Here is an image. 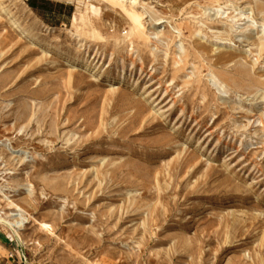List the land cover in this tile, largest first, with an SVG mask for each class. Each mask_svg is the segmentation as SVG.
<instances>
[{"label": "rangeland", "instance_id": "1", "mask_svg": "<svg viewBox=\"0 0 264 264\" xmlns=\"http://www.w3.org/2000/svg\"><path fill=\"white\" fill-rule=\"evenodd\" d=\"M36 2L0 0V264H264V0Z\"/></svg>", "mask_w": 264, "mask_h": 264}, {"label": "bare ground", "instance_id": "2", "mask_svg": "<svg viewBox=\"0 0 264 264\" xmlns=\"http://www.w3.org/2000/svg\"><path fill=\"white\" fill-rule=\"evenodd\" d=\"M107 3H109V4H112V5H123L124 4V2L125 1H127V0H105ZM130 7V6H129ZM131 8V7H130ZM132 11H134V9L132 10ZM259 12H261V13H264V9L262 8V9H260V11ZM242 15V14H241ZM75 21H76V19H75ZM158 22L160 21V20H157ZM162 21V20H161ZM164 21V20H163ZM157 22V23H158ZM204 25V24H203ZM226 33V32H225ZM138 36V35H137ZM156 36H160L161 37V39H163V40H165V35L164 34H162L161 32H158L157 34H156ZM220 40V39H219ZM224 40V39H223ZM223 40H221V41H223ZM165 46V45H164ZM219 49V48H218ZM225 59H227V60H231L232 59V57H227V58H225ZM88 61V60H87ZM76 62V61H75ZM240 88V87H239ZM244 88V87H243ZM244 90V89H243ZM264 101V97L261 99V101ZM9 206H10V208L11 209H15L17 212H22V210H21V208L20 207H18L17 205H15L14 203H12V202H10V204H9ZM16 216H19V215H12V217H16ZM0 223H2L3 225H6L7 227H9L16 235H18V229H17V227H19L20 226V224H21V222H19V221H16V222H11V221H9V220H6V219H3L2 217H1V215H0ZM43 227H46L47 228V226L46 225H43ZM19 236V235H18Z\"/></svg>", "mask_w": 264, "mask_h": 264}, {"label": "trees", "instance_id": "3", "mask_svg": "<svg viewBox=\"0 0 264 264\" xmlns=\"http://www.w3.org/2000/svg\"><path fill=\"white\" fill-rule=\"evenodd\" d=\"M28 2L31 8H33L34 10L38 9L36 0H28ZM41 2L44 3L43 1Z\"/></svg>", "mask_w": 264, "mask_h": 264}]
</instances>
